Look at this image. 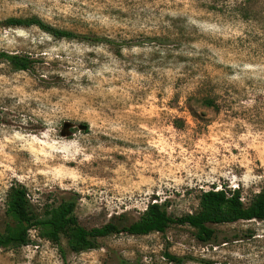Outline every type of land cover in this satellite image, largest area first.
<instances>
[{
  "label": "rangeland",
  "instance_id": "obj_1",
  "mask_svg": "<svg viewBox=\"0 0 264 264\" xmlns=\"http://www.w3.org/2000/svg\"><path fill=\"white\" fill-rule=\"evenodd\" d=\"M232 1L244 0H0V50L36 60L30 71L0 60V233L14 225V184L37 213L74 200L86 228L142 223L152 202L194 213L210 189H240L247 204L264 185V0L247 1L246 19ZM213 229L203 242L187 225L120 232L75 253L32 228L0 264H264V220Z\"/></svg>",
  "mask_w": 264,
  "mask_h": 264
},
{
  "label": "trees",
  "instance_id": "obj_2",
  "mask_svg": "<svg viewBox=\"0 0 264 264\" xmlns=\"http://www.w3.org/2000/svg\"><path fill=\"white\" fill-rule=\"evenodd\" d=\"M248 0L231 2L229 8L246 19L248 16L246 3ZM209 8L216 11L215 5ZM5 26H36L55 38H81L91 43L105 42L112 45L126 44L130 41H117L96 35L76 34L70 30L49 25L38 17H8L2 21ZM0 60L5 61L13 71H30L35 59L20 53H8L0 50ZM206 106H216L212 98H203ZM75 201L62 200L57 205H47L37 213L29 198L26 187L21 184L11 185L6 194V214L14 225H6L0 233V249L20 247L29 243L28 231L37 229L39 236L54 244L62 251V238L69 248L78 253L93 248L98 238L125 232L131 235H147L153 232L165 233L171 225H187L193 228L198 241L203 242L215 234L214 225L234 223L237 221L264 220V185L255 193L247 204L242 201L240 189H210L199 196V208L194 213L173 217L167 211L165 203H148L143 212L142 223L121 224L114 220L102 226L86 228L82 226L74 213ZM176 260V257H169ZM209 264V263H207Z\"/></svg>",
  "mask_w": 264,
  "mask_h": 264
}]
</instances>
